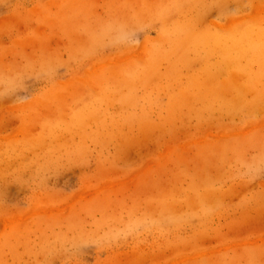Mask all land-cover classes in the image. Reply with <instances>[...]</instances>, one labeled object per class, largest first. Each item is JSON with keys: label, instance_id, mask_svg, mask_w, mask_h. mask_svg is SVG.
<instances>
[{"label": "rangeland", "instance_id": "obj_1", "mask_svg": "<svg viewBox=\"0 0 264 264\" xmlns=\"http://www.w3.org/2000/svg\"><path fill=\"white\" fill-rule=\"evenodd\" d=\"M0 264H264V0H0Z\"/></svg>", "mask_w": 264, "mask_h": 264}, {"label": "bare ground", "instance_id": "obj_2", "mask_svg": "<svg viewBox=\"0 0 264 264\" xmlns=\"http://www.w3.org/2000/svg\"><path fill=\"white\" fill-rule=\"evenodd\" d=\"M184 37H186V36H183V38H184ZM226 37H227V36H225V38H226ZM258 42H259V41H258ZM254 48H255V47H254Z\"/></svg>", "mask_w": 264, "mask_h": 264}]
</instances>
